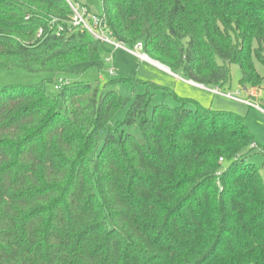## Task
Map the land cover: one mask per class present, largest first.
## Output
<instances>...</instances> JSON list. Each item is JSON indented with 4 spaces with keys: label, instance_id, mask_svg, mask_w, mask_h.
<instances>
[{
    "label": "trees",
    "instance_id": "trees-1",
    "mask_svg": "<svg viewBox=\"0 0 264 264\" xmlns=\"http://www.w3.org/2000/svg\"><path fill=\"white\" fill-rule=\"evenodd\" d=\"M101 2L111 35L172 73L222 87L237 64L259 88L264 0ZM71 16L66 0H0V67L47 76L0 88V264H264L245 118L152 82L128 102L112 86L131 78L68 80L111 49Z\"/></svg>",
    "mask_w": 264,
    "mask_h": 264
},
{
    "label": "rangeland",
    "instance_id": "rangeland-1",
    "mask_svg": "<svg viewBox=\"0 0 264 264\" xmlns=\"http://www.w3.org/2000/svg\"><path fill=\"white\" fill-rule=\"evenodd\" d=\"M79 6L86 7L91 14L100 15L102 13L101 0H76ZM110 52H113L111 55ZM110 52H104L95 66L83 69L82 66L76 67L74 73L67 75L68 80L84 83L104 84L110 80L131 78L132 81L122 80L117 85L112 86L124 98L131 100L134 94H141L146 86L143 82H152L160 86L169 87L174 92L184 98L197 101L201 106L211 109L226 111L232 114L240 115L245 118L246 125L260 148H255L250 154L249 160L257 166L264 163V113L258 109L245 105L237 100L226 98L221 94L210 92L215 88L213 85L197 87L188 83L181 74L170 75L167 72L158 69L146 60H142L122 49H110ZM139 53L142 51L138 50ZM112 56L113 63L105 61V58ZM256 71L262 77L261 84L257 90V97H249L248 93L239 85L240 69L237 64H230V80L225 86L218 87L222 93H230L240 99H246L258 105L264 111V65L258 61L254 62ZM114 68L113 75L108 70ZM47 76L42 73H30L23 69H5L0 67V88L8 85H37ZM138 82V83H136ZM46 89L51 93H56L51 83L46 84ZM162 92L156 91L154 101H162ZM169 104H175L173 100H167ZM126 109H124L118 119L122 120ZM125 128V127H123ZM127 131L138 135L137 124L128 128ZM263 170V169H262Z\"/></svg>",
    "mask_w": 264,
    "mask_h": 264
},
{
    "label": "built area",
    "instance_id": "built-area-1",
    "mask_svg": "<svg viewBox=\"0 0 264 264\" xmlns=\"http://www.w3.org/2000/svg\"><path fill=\"white\" fill-rule=\"evenodd\" d=\"M66 1L68 2L72 10L70 23L73 26L79 27L81 30L87 31L95 39L108 45L113 50L122 49L134 56H137L140 59H147V55L143 53L142 42L138 41L132 47L127 46L125 43L118 41L111 35L106 19L103 15L91 14L86 7L79 6L77 3L74 2V0H66ZM138 50L142 51V53H139ZM110 53L111 55H113V52ZM105 61L109 63H113L112 56H110L109 58H105ZM114 72H115L114 68L108 70V73L110 75H113ZM67 83L68 81L66 79L58 78L53 85V89L57 91L58 89L61 88V86ZM211 92L221 94L226 98L234 99L248 106L254 107L258 110H262L258 105L250 102L249 100L240 99L237 96L232 95L230 93L220 92L218 87L211 89Z\"/></svg>",
    "mask_w": 264,
    "mask_h": 264
},
{
    "label": "crops",
    "instance_id": "crops-1",
    "mask_svg": "<svg viewBox=\"0 0 264 264\" xmlns=\"http://www.w3.org/2000/svg\"><path fill=\"white\" fill-rule=\"evenodd\" d=\"M142 60H146V61L150 62V64H152L153 66H156L158 69H161V70L167 72L170 75H173V76L175 75L174 73H172L169 70V68H167L166 66L162 65L161 63H159V62H157L155 60H152L148 56H147V59H142ZM188 83L193 84V85H195L197 87H200V88L201 87L205 88L203 85L197 84V83H195L193 81H190V80H188ZM242 88H243L244 91H246L248 93L249 97H252V98H256L257 97L258 93H257V90L256 89H248V88H244V87H242ZM210 92H211V90H210ZM259 111L262 112V113H264L262 110H259Z\"/></svg>",
    "mask_w": 264,
    "mask_h": 264
}]
</instances>
